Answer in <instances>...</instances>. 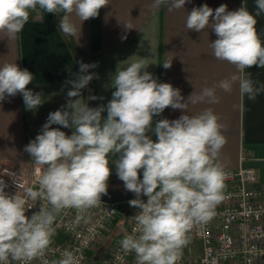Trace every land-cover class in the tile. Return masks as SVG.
<instances>
[{
    "label": "clouds",
    "instance_id": "clouds-1",
    "mask_svg": "<svg viewBox=\"0 0 264 264\" xmlns=\"http://www.w3.org/2000/svg\"><path fill=\"white\" fill-rule=\"evenodd\" d=\"M168 2L155 0L156 5ZM186 2L190 0H170L169 10L184 8ZM106 6L108 0H0V34L15 39L30 12L39 7L60 18L58 29L64 35L76 36L81 34L82 23L97 18ZM255 8L252 14L244 0L235 11H228L226 4L216 9L204 4L187 13L186 28L196 32L210 28L217 37L210 43L213 56L237 69L229 78L203 88L198 95L194 92L187 100L172 84L158 82L141 58L122 70L117 68L111 85L115 91L106 106L88 107L82 101V90L96 78L89 69L97 65L80 62L79 71L67 81L71 88L66 105L49 113L41 134L25 146L31 162L39 166L35 183L25 186L22 172L17 176L7 168L0 171V264H31L42 259L55 234L53 225L64 210L83 213L97 207L101 196L107 195L110 162L115 164L125 190L136 196L129 205L139 209L132 217V233L120 241L121 251L134 253L135 264H178L190 230L213 217L223 199L227 177L218 162L226 143L222 134L225 126L211 108L189 115V104L218 103L216 89L231 92L234 85H238L241 97L247 95L253 101L264 92V85L257 87L251 73L246 72L264 68V42L256 30V17L264 14V0H255ZM74 16L81 22L79 28ZM125 27L132 29L130 24ZM162 65L169 69L172 60ZM33 80L28 69L4 63L0 66V101L19 93L27 110L37 109L44 97L27 88ZM169 107L187 114L175 120L159 119L153 128V117ZM105 111L106 118L102 117ZM54 124L74 131L68 136L52 128ZM149 132H154L156 141ZM110 154H119V158L110 161ZM4 175L12 179L15 194L5 191L8 184ZM142 196L147 197L146 202ZM38 200L48 206L41 205L29 218L25 213ZM81 259L64 250L51 264H80ZM42 264L49 261L42 260Z\"/></svg>",
    "mask_w": 264,
    "mask_h": 264
},
{
    "label": "crops",
    "instance_id": "crops-1",
    "mask_svg": "<svg viewBox=\"0 0 264 264\" xmlns=\"http://www.w3.org/2000/svg\"><path fill=\"white\" fill-rule=\"evenodd\" d=\"M244 0H190L184 8H170L168 3L156 5L155 0H108V6L100 10L97 18L86 20L81 25V34L66 36L59 29V17L43 12L39 7L30 12L29 20L15 39L9 40L0 34V66L16 63L21 69H28L34 80L27 86L34 93H42L44 103L35 110H27L21 94L0 101V162L27 169L31 156L25 146L41 134L49 113L67 103V92L71 86L68 80L79 71V64H96L89 69L95 73L88 86L82 90V101L88 107L107 105L115 89L112 76L118 69L144 58L147 71L160 83H170L181 91L184 100L195 92L200 94L205 87H212L229 78L237 69L226 61L217 60L210 43L217 37L206 28L201 32L186 28L187 13L194 7L207 4L216 9L222 4L228 11L239 9ZM247 9L255 14V0H245ZM74 22L79 28L80 21ZM256 30L264 42V14L256 17ZM131 25L127 29L125 25ZM126 37V39L124 38ZM169 69L163 67L171 61ZM256 86L264 85V68L246 69ZM96 96V100L89 97ZM218 103L189 104L188 114L195 115L211 108L225 127L222 134L226 143L220 150L218 162L226 168H252L257 174L253 186H264V92L256 99L241 97L238 85L231 92L216 89ZM76 99V98H73ZM182 110L166 108L160 116L153 117V128L159 119H178ZM107 112L102 113L106 118ZM59 128L66 135L74 129ZM153 141L154 132L147 133ZM119 158L111 155L110 161ZM113 184L116 166L110 162ZM143 170L139 174H142ZM228 186L225 184L224 189Z\"/></svg>",
    "mask_w": 264,
    "mask_h": 264
},
{
    "label": "built area",
    "instance_id": "built-area-1",
    "mask_svg": "<svg viewBox=\"0 0 264 264\" xmlns=\"http://www.w3.org/2000/svg\"><path fill=\"white\" fill-rule=\"evenodd\" d=\"M38 167L34 162L27 169L0 162V171L7 168L17 176L22 172V183L25 186L35 183L40 174ZM224 170L228 187L223 190L222 201L216 206L210 221L194 226L188 234L200 241V253L188 256L183 249L178 264H264V186H253L257 174L252 168ZM139 175L142 179V174ZM2 178L8 184L5 191L10 195L15 194L17 189L12 179L7 175ZM114 185H124L117 175L112 185L108 183L109 187ZM141 198L146 202L147 197ZM118 204L101 200L97 207L83 213L75 209L64 210L53 225L55 234L45 256L33 260L31 264H42V260H48L51 264L53 260L61 258L64 250L73 251L82 257L80 264H89L90 254L105 241L119 215ZM41 205L48 206L46 201L38 200L35 206L26 211V216L31 218L33 213L40 210ZM138 211L130 206L119 228V235L104 249L97 264H135L134 253L124 254L120 241L126 234L132 233L135 226L132 217ZM187 250L190 252L189 248ZM10 264L19 262L11 261Z\"/></svg>",
    "mask_w": 264,
    "mask_h": 264
},
{
    "label": "rangeland",
    "instance_id": "rangeland-1",
    "mask_svg": "<svg viewBox=\"0 0 264 264\" xmlns=\"http://www.w3.org/2000/svg\"><path fill=\"white\" fill-rule=\"evenodd\" d=\"M113 188H118L122 191H125L124 185H114ZM132 193V192H131ZM129 200H125L123 202H120L118 204V210H119V215L116 218L114 224L111 227V231L109 235L106 237L105 241L100 245L95 248V250L90 254V261L89 264L91 263L92 257L96 256V258H99L102 256L104 253V249L110 244L111 240L116 238L119 235V228L121 224L124 221L125 216L128 214V210L130 208V205L128 203ZM187 248L190 249V252L187 250ZM200 248H201V243L199 240L194 239L193 237L189 236V242L186 247L183 249L185 250L186 255H197L200 253Z\"/></svg>",
    "mask_w": 264,
    "mask_h": 264
},
{
    "label": "water",
    "instance_id": "water-1",
    "mask_svg": "<svg viewBox=\"0 0 264 264\" xmlns=\"http://www.w3.org/2000/svg\"><path fill=\"white\" fill-rule=\"evenodd\" d=\"M135 194L131 192H125L122 191L118 188H113L108 186V193L107 195H102L101 200L106 201V202H115V203H120L125 200H130L135 198Z\"/></svg>",
    "mask_w": 264,
    "mask_h": 264
},
{
    "label": "trees",
    "instance_id": "trees-1",
    "mask_svg": "<svg viewBox=\"0 0 264 264\" xmlns=\"http://www.w3.org/2000/svg\"><path fill=\"white\" fill-rule=\"evenodd\" d=\"M92 256V254H91ZM98 258L96 256L92 257L91 263L90 264H97Z\"/></svg>",
    "mask_w": 264,
    "mask_h": 264
}]
</instances>
